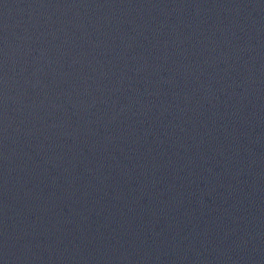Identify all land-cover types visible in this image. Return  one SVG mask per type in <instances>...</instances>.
I'll list each match as a JSON object with an SVG mask.
<instances>
[{"label":"water","instance_id":"1","mask_svg":"<svg viewBox=\"0 0 264 264\" xmlns=\"http://www.w3.org/2000/svg\"><path fill=\"white\" fill-rule=\"evenodd\" d=\"M0 264H264V0H0Z\"/></svg>","mask_w":264,"mask_h":264}]
</instances>
